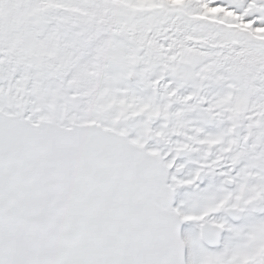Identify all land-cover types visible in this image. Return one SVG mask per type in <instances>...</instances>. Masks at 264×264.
I'll return each mask as SVG.
<instances>
[{
  "label": "snow or ice",
  "instance_id": "6c2138e0",
  "mask_svg": "<svg viewBox=\"0 0 264 264\" xmlns=\"http://www.w3.org/2000/svg\"><path fill=\"white\" fill-rule=\"evenodd\" d=\"M0 264H264V0H0Z\"/></svg>",
  "mask_w": 264,
  "mask_h": 264
}]
</instances>
